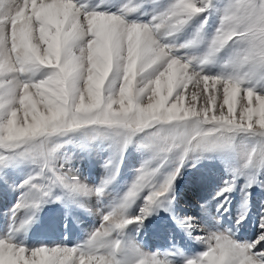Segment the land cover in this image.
<instances>
[{
	"label": "snow or ice",
	"instance_id": "1",
	"mask_svg": "<svg viewBox=\"0 0 264 264\" xmlns=\"http://www.w3.org/2000/svg\"><path fill=\"white\" fill-rule=\"evenodd\" d=\"M149 6L147 20L133 18ZM213 9L219 22L208 35ZM75 132L111 142L99 184L60 163L63 138ZM132 143L147 158L127 189L95 210L98 226L74 245L26 243L43 204L102 201ZM208 153L235 157L231 179L216 193L218 209L227 211L224 194L238 177L248 189L264 182V0H0V168L33 166L0 230V264H175L179 249L149 252L127 229L157 209L173 211L186 160ZM173 218L197 232L195 218ZM195 239L205 250L183 264H264V214L252 240L216 223Z\"/></svg>",
	"mask_w": 264,
	"mask_h": 264
},
{
	"label": "rangeland",
	"instance_id": "2",
	"mask_svg": "<svg viewBox=\"0 0 264 264\" xmlns=\"http://www.w3.org/2000/svg\"><path fill=\"white\" fill-rule=\"evenodd\" d=\"M121 2L122 0H113L116 5ZM214 2L219 3V0H214ZM108 10L115 11L116 8L109 6ZM152 10L151 6L146 7L141 12L135 13L133 18L138 17L147 20ZM206 14L209 15L207 33L211 35L218 25L219 12L213 9ZM198 23L199 19L193 21L180 39L186 38ZM223 55L222 53L221 56L223 57ZM190 88L191 86H189ZM190 98L191 89L185 95L186 104ZM197 102L201 106L202 101L198 99ZM218 103H222V93ZM225 111H227L226 105ZM237 111H239V103H237ZM63 139L67 141L61 149L62 158L60 163L64 165V170L71 169L79 178L81 177L79 175H83V178L80 179L89 185L99 184L107 174L108 169L105 165L113 154L111 142L101 138L96 140L86 139L82 132L69 133ZM147 155V152L138 143H132L128 146L120 163L119 173L110 186L108 195L102 201L96 199V202L99 203L98 208H102L127 189L136 175V170L147 158ZM191 155L195 157L199 154ZM234 163L235 157L221 153H208L200 156L199 159H187L181 169V174L175 181L176 199L173 202L174 210L157 209L143 221L142 225H129L127 231L129 234L135 235L144 249L149 252L164 253L176 249L181 252L184 251V256L172 257L175 264H183L186 257H194L197 253L205 250V245L195 239V236L199 234V229L203 228L198 224L205 219L208 212L206 210L209 207L214 209L215 213H219L218 215L222 214L223 218L229 219L231 222L234 221L233 223H235V226L237 225V229L243 235V239L242 236H237V238L241 240L254 239L257 234L259 216L264 214V182L248 189L245 187V177H238L233 191L224 194L228 197L225 202L227 211H223V208H217L223 197H218L216 193L224 186L226 180L231 179L233 173L230 169ZM32 170L33 166L27 161L0 168V230L6 229L10 222V210L20 195V184ZM85 170L89 172L83 174ZM91 175L100 176V179L97 181L93 177L89 181ZM261 180L264 181V174H262ZM246 192L251 193L248 197L247 215L238 225L236 220L243 212L242 205ZM141 203L142 200H138L130 210V214H136ZM94 213L95 211H90L86 205L82 207L79 203H71L67 200H51L41 206L36 214V219L27 231L26 237L22 238L29 245L42 243L74 245L83 240L94 227L98 226L100 217ZM174 215L193 217L200 228H197V232L189 234L173 218ZM137 228L139 231H137ZM247 236L249 237L247 238ZM144 238L147 241L146 243L142 242ZM168 241L171 243L170 246H168L169 243H167V246L165 245Z\"/></svg>",
	"mask_w": 264,
	"mask_h": 264
},
{
	"label": "bare ground",
	"instance_id": "3",
	"mask_svg": "<svg viewBox=\"0 0 264 264\" xmlns=\"http://www.w3.org/2000/svg\"><path fill=\"white\" fill-rule=\"evenodd\" d=\"M191 89V88H190ZM189 89V90H190ZM189 90H187L186 91V93L189 91ZM197 104V107H200V104H199V102H197L196 103ZM239 107H240V105H239ZM88 170H85V172H83V174H87L88 172H87ZM79 176H83V175H79ZM80 177V178H81ZM95 178L97 181L100 179V176H96V175H91V178L90 179H88L89 181L90 180H92V178ZM83 178V177H82ZM81 178V179H82ZM98 204L99 203H97L96 202V198L95 197H92V198H90V199H88V200H86L85 201V205L89 208V209H91L92 211H95L97 208H98ZM215 207V206H214ZM208 211V212H207ZM206 212H207V214L205 215V219L203 220V221H201V222H199V226H201V227H204L205 225H209V224H213V223H216V224H218V225H220V226H224V228L225 227H229V228H231V229H233V231H235V233H236V236H242V239H243V235H242V233H240V230L239 229H237L238 227H236L235 226V223H233V222H231V221H229V219H225V218H223L224 216L222 215V214H220V215H218L217 213H215V211H214V209H210V207L206 210ZM201 214V213H200ZM200 217H201V215H200ZM199 217V218H200ZM216 217H220L218 220L217 219H214V218H216ZM203 219V218H202ZM234 219V218H233ZM230 220H232V219H230ZM197 222V221H196ZM198 226V227H199ZM200 228V227H199ZM242 231V230H241ZM250 235V234H249ZM249 236H247V238H248ZM142 242H144V243H146L147 241L145 240V238L142 240ZM148 243H149V240H148ZM167 243H169V245L167 244ZM170 241H168V242H166V246L168 245V246H170ZM179 248V247H178ZM183 248V247H182ZM184 252V251H183ZM184 256V255H183Z\"/></svg>",
	"mask_w": 264,
	"mask_h": 264
}]
</instances>
